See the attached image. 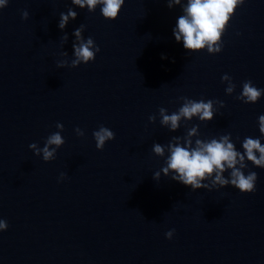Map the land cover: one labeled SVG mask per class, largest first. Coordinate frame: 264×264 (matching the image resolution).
Instances as JSON below:
<instances>
[{
    "label": "water",
    "instance_id": "95a60500",
    "mask_svg": "<svg viewBox=\"0 0 264 264\" xmlns=\"http://www.w3.org/2000/svg\"><path fill=\"white\" fill-rule=\"evenodd\" d=\"M181 5L125 0L112 20L99 5L89 12L71 0H8L0 8V219L8 225L0 264H264V168L245 161L244 174L257 173L253 192L212 186L215 173L209 189L191 190L171 172L153 179L172 138L183 145L194 125L193 145L229 133L241 152L245 137L264 144V93L255 103L236 99L244 81L264 89V0H243L213 54L175 41ZM69 8L77 17L61 30L59 14ZM81 24L100 51L71 67ZM224 74L236 85L231 94ZM180 97L224 106L214 104L212 120L181 118L170 131L158 110L176 112ZM101 125L115 137L98 150L92 133ZM57 131L64 143L54 159L28 147L42 148ZM154 143L164 156L152 152Z\"/></svg>",
    "mask_w": 264,
    "mask_h": 264
},
{
    "label": "clouds",
    "instance_id": "9594fccd",
    "mask_svg": "<svg viewBox=\"0 0 264 264\" xmlns=\"http://www.w3.org/2000/svg\"><path fill=\"white\" fill-rule=\"evenodd\" d=\"M8 0H0V8L7 5ZM73 5L80 8H87V11L93 12L96 7L100 6V12L105 19H115L125 0H71ZM243 3V0H187V3L181 5V0H167V6L172 8L175 5H181L182 15L176 19L175 26L172 29V35L176 42H182L183 48L187 51H199L206 49L209 54L218 53L222 50V36L225 32L229 20L235 12V9ZM28 12L21 13L22 19L28 17ZM77 17V12L69 8L66 13L59 14L58 27L63 30L70 19L74 20ZM84 25L81 24L75 28L73 35L76 41L72 44L73 55L75 59L70 62L71 67H76L80 63H87L95 59L96 52L100 49L95 45L91 36L87 39L82 37ZM68 34L64 33L63 40L66 42ZM63 55H67L66 52ZM162 59L166 58L162 55ZM68 64V61H60L59 67ZM221 81H227L225 92L231 94L236 85L232 82L229 75L221 76ZM264 89H259L252 84V81H244L242 90L236 99L244 103H255L259 100ZM184 103L178 110L172 114H165L166 109L159 108V114L162 117L161 125H167L170 131H175L180 127L179 121L181 118L191 120L197 117L200 121H209L214 117V104L223 107V101L203 99L196 101L187 97H180ZM149 121H155V115L148 117ZM56 128L63 130V125L56 123ZM198 126L194 125L188 130V137L197 133ZM259 133L264 136V114L258 116ZM60 131L50 134L42 148L38 147L35 142L30 143L28 147L33 150L34 154L41 155L44 161H50L55 158L56 150L64 143V139ZM78 136H83L84 132L80 128L74 129ZM95 147L102 150L106 141L112 140L115 137L113 131L103 125L99 126L98 130L93 131ZM230 133L211 138L210 140L196 139L193 145L192 141L185 137L183 145L179 143L180 137H173L177 143L169 142L167 145L170 155L166 158V164L159 172L153 173V179H158L160 172L165 176L172 173L171 180L182 183L190 187L191 190L200 188L209 189V185L205 181L215 173L212 179V186L219 184L220 186L232 185L240 192L255 191V182L257 173L249 171L247 175L242 171L247 167L245 161L251 162L252 165L264 168V144L260 138L245 137L242 141L243 152L236 150L235 145L230 140ZM50 145H55L54 148H49ZM152 152L159 156H164V147L158 143L152 146ZM230 169L228 178H225L222 173ZM61 173V178L64 177ZM5 220L0 219V230L7 228ZM174 229L165 233V237L170 239Z\"/></svg>",
    "mask_w": 264,
    "mask_h": 264
}]
</instances>
